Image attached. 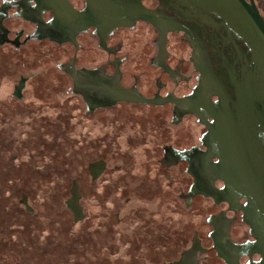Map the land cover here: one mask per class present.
Instances as JSON below:
<instances>
[{"label":"flooded vegetation","instance_id":"af4514ba","mask_svg":"<svg viewBox=\"0 0 264 264\" xmlns=\"http://www.w3.org/2000/svg\"><path fill=\"white\" fill-rule=\"evenodd\" d=\"M253 2L264 18V0ZM119 4L141 6L167 23L156 27L134 11L121 25L120 14H107L105 9ZM176 27L186 31L171 29ZM0 46L37 55L45 47L56 49L62 57L55 64L56 73L67 79L70 94L82 101L87 132L91 127L92 132L97 130L93 154H108L107 140L127 143V151L116 152L122 156L114 165L118 208L102 224L107 234L114 229L116 250L129 244L130 254L134 249L137 256L113 264H264V248L253 249L257 238L243 218L246 200L227 198L221 193L224 182L211 174L209 167L218 159L207 155L209 130L195 113L198 108L177 101L218 102L213 87L202 90L199 62L231 100L248 75L249 47L220 17L203 12L190 0H0ZM37 74L19 75L12 96L21 100ZM21 80L18 97L14 92ZM118 91L168 101H126L116 95ZM118 107L123 112H117ZM129 108L140 117L128 113ZM185 118L194 120L190 130ZM207 122L212 125V117ZM252 133L264 149L261 132ZM96 161H103L104 168L93 179L89 164ZM107 164L104 156L87 164L92 183L104 176ZM169 190L177 191L176 201L184 210L195 205L199 212H207L186 235L183 226L171 232L163 215L141 214L139 221L128 214L142 213L140 207L154 202L161 206L168 201L164 192ZM85 217L84 213L75 222L72 215V222ZM126 222L133 225L130 234L122 230ZM201 225L206 226L204 238Z\"/></svg>","mask_w":264,"mask_h":264},{"label":"rangeland","instance_id":"374dc122","mask_svg":"<svg viewBox=\"0 0 264 264\" xmlns=\"http://www.w3.org/2000/svg\"><path fill=\"white\" fill-rule=\"evenodd\" d=\"M26 50L0 46V264L129 262L137 256L132 253L135 250L130 254L129 244L122 246L127 254L124 248L116 250L114 229L107 234L102 224L118 208L114 165L122 154L116 152L127 151L128 145L121 139L107 140L108 154H93L97 130L92 132L91 127L90 134L87 132L82 101L70 94L67 79L56 73L55 64L62 60L61 55L50 47H45L41 55ZM30 73L38 74L18 100L12 96L13 85L19 75ZM128 110L140 117L134 108ZM185 121L190 130L193 118ZM102 156L108 170L92 183L87 164ZM72 179L77 181L79 203L86 216L78 223L72 222L65 206ZM176 193L164 192L168 201L165 199L159 207L154 202L140 207L142 213L128 214H133L134 220L141 214L163 215L171 232L183 226L186 235L207 212H199L195 205L184 210L176 201ZM22 195L27 197L31 212L20 203ZM124 225L122 230L127 233L134 230L128 222ZM200 228L204 238L206 226Z\"/></svg>","mask_w":264,"mask_h":264},{"label":"water","instance_id":"95a60500","mask_svg":"<svg viewBox=\"0 0 264 264\" xmlns=\"http://www.w3.org/2000/svg\"><path fill=\"white\" fill-rule=\"evenodd\" d=\"M207 13H212L222 19V24L238 32L244 39L251 52L248 75L244 81L234 89V99L227 98L219 88L213 74L204 62L198 63L201 73L202 90L212 89L219 97L217 103L209 100L194 99L177 100L179 103L196 105V113L200 121L208 127L207 152L209 157H216L217 162L210 165L211 174L224 182L221 193L234 200H246L242 207L244 221L250 225L251 234L256 241L251 243L255 251L261 252L264 248V149L254 137L252 130L261 132L264 140V18L259 13L253 0H190ZM107 14H120L118 23L125 25L128 21L125 16H131L134 11L138 18L158 27L159 16L143 7L125 5H110L105 8ZM117 18V17H116ZM171 29L184 30L183 27ZM21 80L15 88L14 95L20 97L19 91L23 86ZM116 95L122 100L138 103H161L168 101L147 99L139 94L118 91ZM206 111L202 115L199 111ZM202 108V109H201ZM245 109V111L243 110ZM245 112V113H243ZM212 117L213 124L207 122ZM188 152V151H186ZM185 152V153H186ZM104 168L103 161L89 164L94 179ZM80 193L75 180L71 181L69 197L65 206L71 211L76 222L84 216L83 208L79 203ZM20 203L25 210L32 209L27 203V197L22 195ZM263 253V252H262Z\"/></svg>","mask_w":264,"mask_h":264}]
</instances>
